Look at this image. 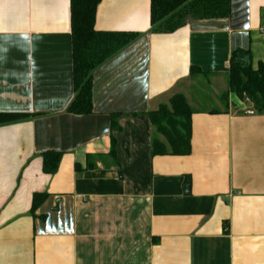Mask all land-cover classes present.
Wrapping results in <instances>:
<instances>
[{
  "label": "crops",
  "instance_id": "0c3cea01",
  "mask_svg": "<svg viewBox=\"0 0 264 264\" xmlns=\"http://www.w3.org/2000/svg\"><path fill=\"white\" fill-rule=\"evenodd\" d=\"M149 17L150 0H100L95 30L141 36L93 71L91 113L73 114L69 0H0V112L35 115L0 125V264H264V112L227 87L233 50L264 63V0L171 33ZM175 93L191 152L150 156L163 138L147 113ZM48 151L62 153L53 174Z\"/></svg>",
  "mask_w": 264,
  "mask_h": 264
},
{
  "label": "trees",
  "instance_id": "16d2710c",
  "mask_svg": "<svg viewBox=\"0 0 264 264\" xmlns=\"http://www.w3.org/2000/svg\"><path fill=\"white\" fill-rule=\"evenodd\" d=\"M100 0H69L72 37V78L74 96L66 112L88 114L92 110L91 77L93 71L141 36L135 31H97L94 29L96 7ZM229 14V0H150L151 33H171L190 19L223 18ZM190 76L205 75L196 66L190 67ZM228 91L241 101L249 102L256 113L264 112V63L252 65L249 49L231 52L227 71ZM223 99H226L224 94ZM192 109L182 93H175L166 103H160L147 113L156 133L163 140L153 138L150 156L188 155L191 152ZM35 115L26 112H0V125L22 121ZM108 155L116 162L115 140L111 138ZM61 152L48 151L42 155V171H57ZM89 159V158H87ZM86 160V168L93 165ZM117 163V162H116ZM76 171L82 170L75 164ZM45 193L33 195L35 208L45 199Z\"/></svg>",
  "mask_w": 264,
  "mask_h": 264
},
{
  "label": "rangeland",
  "instance_id": "374dc122",
  "mask_svg": "<svg viewBox=\"0 0 264 264\" xmlns=\"http://www.w3.org/2000/svg\"><path fill=\"white\" fill-rule=\"evenodd\" d=\"M198 75H199V74H198ZM195 76H197V75H195ZM205 89H206L205 91H209V88H208V87H206ZM204 94H207V92H205ZM223 96H224V95H223ZM223 96H222V98H223ZM168 99H169V98H168ZM205 99H206V98H205ZM209 100H210V99H209ZM167 101H168V100H167ZM167 101H166V102H167ZM166 102H163V103H166ZM209 103H210V102H209ZM247 104H250V103L248 102Z\"/></svg>",
  "mask_w": 264,
  "mask_h": 264
}]
</instances>
